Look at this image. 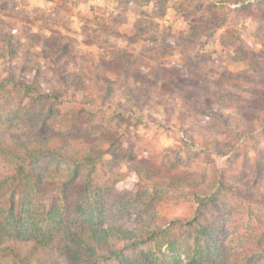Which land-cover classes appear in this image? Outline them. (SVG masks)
Listing matches in <instances>:
<instances>
[{
	"label": "trees",
	"instance_id": "trees-1",
	"mask_svg": "<svg viewBox=\"0 0 264 264\" xmlns=\"http://www.w3.org/2000/svg\"><path fill=\"white\" fill-rule=\"evenodd\" d=\"M14 24L0 30V60L26 64L38 55L32 47H39L60 86L24 80L15 74V66L7 70V77L0 75L4 78L0 90L6 83L12 87L5 92L10 101L0 106V264H264V226L245 227L229 242L223 232L226 225L214 222L219 208L211 191L195 193L196 211L189 218L177 217L164 225L142 221L145 207L138 203L140 198L118 191V183L134 175L160 196L203 182L201 172L186 179L162 173L161 166L147 158L138 160L133 151L121 157L117 128L97 121L91 110L86 116L59 106L66 98L92 107L113 100L114 86L120 83L157 88L164 97L173 95L166 74L155 76L130 57L119 61L121 54L115 51L110 60L98 61L92 52L79 53L72 37L54 31L43 36ZM253 34L239 35L235 44L241 54L237 61L251 67L255 75L250 78V70L223 78L238 90L244 86L245 91L259 93L264 100V83L256 80L264 69L254 49L256 41L264 49V18ZM21 37L30 44L20 42ZM99 65L105 67L101 72ZM212 76L210 81L220 82ZM119 117L129 119L130 113ZM186 137L193 142L191 134L186 132ZM106 154L111 158L104 159ZM46 185L55 186L52 190L59 195L51 207L39 193ZM249 218L264 222L257 209Z\"/></svg>",
	"mask_w": 264,
	"mask_h": 264
},
{
	"label": "rangeland",
	"instance_id": "rangeland-1",
	"mask_svg": "<svg viewBox=\"0 0 264 264\" xmlns=\"http://www.w3.org/2000/svg\"><path fill=\"white\" fill-rule=\"evenodd\" d=\"M259 1L0 0V30L7 31L17 23L20 30L31 29L43 36L54 31L72 37L79 53L92 52L98 61L110 60L115 51L121 54L119 61L130 57L137 67L155 76L166 74L173 95L164 97L157 88L120 83L114 86L113 100L92 107L72 104L66 98L59 106L86 116L91 110L97 121L117 128L121 157L125 151H133L138 160L147 158L161 166L162 173L186 179L201 172L203 182L160 196L134 175L118 183V191L140 198L138 203L145 207L142 221L164 225L177 217L189 218L196 211L195 193L207 190L219 208L214 222L226 225L224 237L230 242L245 227L264 226L262 220L254 223L249 218L256 209L264 217V100L259 93L245 91L244 86L238 90L223 78L251 70L237 61L241 57L237 44L239 35H252L260 26L264 3ZM19 40L30 44L26 38ZM32 48L38 54L36 60L23 64L2 58L0 75L7 77V70L15 66V74L24 80L59 87L52 64L39 55V47ZM254 49L260 56L257 63L264 69V49L257 41ZM104 68L99 65L98 72ZM250 72L252 78L255 71ZM212 75L220 82L210 81ZM256 80L264 83V72ZM6 84L1 86L0 106L10 101L5 92L12 87ZM127 111L130 118L122 120L119 114ZM104 148L109 147L105 144ZM109 158V154L104 156ZM122 170H127L126 164ZM52 189L56 191L55 186L46 185L39 191L48 207L59 198ZM183 195L188 198L181 199Z\"/></svg>",
	"mask_w": 264,
	"mask_h": 264
}]
</instances>
